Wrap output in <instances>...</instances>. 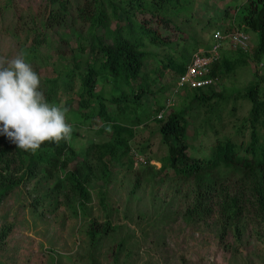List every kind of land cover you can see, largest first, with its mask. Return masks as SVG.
I'll return each instance as SVG.
<instances>
[{
    "label": "rangeland",
    "instance_id": "obj_1",
    "mask_svg": "<svg viewBox=\"0 0 264 264\" xmlns=\"http://www.w3.org/2000/svg\"><path fill=\"white\" fill-rule=\"evenodd\" d=\"M190 1L189 17L184 13L172 15L185 37L174 43L173 48L153 45L147 48L150 56L137 84L146 82L152 92L131 115L133 121L144 120L142 125L134 126L136 134L129 142L132 154L138 155V159L133 161L132 154L125 160L107 157L110 177L104 178L98 171L100 156L94 149L93 154L90 151L94 144L108 141L112 132L101 130L99 117L84 120L74 111L80 79L76 78L50 97L44 84L47 78L63 74L65 68H74L72 50L77 38L70 30L45 27L51 8L48 0H0V56L13 58L33 46L35 37L28 30L30 27L48 39L39 48L40 59H25L39 74L47 101L69 109L66 122L73 131L67 142L75 154L67 151L60 160L54 158L58 164L53 160L51 164L38 166L33 179L22 181L6 194L1 192L9 180H19L22 176L21 158L15 149L9 158L10 170L3 168L1 172L0 166V264H264V228L258 221L254 197L241 171L235 176L224 172L210 174L211 180L200 184L193 178H177L171 171H161V160L168 155V147L163 144L159 129L172 110L176 113L187 107L192 117L188 130L189 156H209L215 131H223V125L225 133L235 125L245 129L243 123L250 115L252 104L244 95L256 75L264 74V57L260 62L253 58L257 39L247 31L251 38L250 64L222 76L214 87L207 89L217 96L210 100V108L199 110L189 103L186 106V92L174 91L175 72L161 68V64L169 62V58L180 61L184 54L190 56L204 50L212 42L215 30L231 33L240 29L237 25L240 26L242 6L247 2L235 0L237 9H229L227 0ZM222 51L237 52L228 41ZM98 88L110 93L113 86L99 78ZM171 94L174 107L166 109ZM221 106L227 107L219 114L223 124H216L212 132L207 120L214 118V112ZM161 107L165 108L164 116H156ZM156 118L163 122L157 123ZM0 138L4 139H0V151H10L4 143L8 138L4 135ZM76 155L86 158L89 165L86 185L90 197L82 208L78 195L66 180V172L77 165ZM137 160L147 163L137 165ZM219 177L222 181L216 185L214 181ZM225 186L233 196H243L241 229L229 226L224 229L220 222L225 219L219 212V202L226 197L217 196ZM199 199L202 201L197 205ZM195 212L197 215L193 216ZM93 223L110 226L95 242L89 236Z\"/></svg>",
    "mask_w": 264,
    "mask_h": 264
},
{
    "label": "trees",
    "instance_id": "obj_2",
    "mask_svg": "<svg viewBox=\"0 0 264 264\" xmlns=\"http://www.w3.org/2000/svg\"><path fill=\"white\" fill-rule=\"evenodd\" d=\"M48 1H50L51 8L48 20L45 21V27L70 30L71 35L77 38L76 46L72 50L74 68L67 67L64 69V73L57 78L44 80L48 96L56 95L61 87L72 83L76 78L80 79L79 99L74 111L84 120H93L99 117L102 120L101 130L112 132V137L108 141L94 144L90 151L93 154L94 149L96 155L100 156L98 171L104 178H109L110 169L105 159L107 157L116 160L127 159L129 154L133 153L129 142L136 134L134 126L144 123V120H131V115L140 106L142 99L152 92L146 82L137 84L144 63L150 56L147 48L150 45L173 48L174 43L185 37L181 25L175 22L172 15L184 13L186 17H189L191 1ZM227 1L221 0V2H226L229 9H237L234 6L235 0ZM34 25L33 27L37 29ZM237 26L240 29L234 30L248 36V32L254 33L257 45L253 51V58L260 62L264 57V0H247L242 6L240 26ZM28 30L33 33L35 40L33 46L25 48V58L27 60L40 59L39 48L45 45L48 39L43 37V34L33 32L32 27ZM71 35L65 32V36L72 40ZM211 44L212 42L203 49L209 50ZM235 50L237 52L232 54L226 53V51L221 52V59L213 69L214 78L219 79L222 76L230 75L238 68L250 64L249 51L245 53L239 48H235ZM197 52L199 50L195 53ZM195 53L190 56L184 54L180 61L169 58V62L161 64V68L171 69L178 79L186 72L187 64ZM256 76L255 82L248 87L244 95V99L249 100L252 104L250 115L243 123L245 129L235 125L227 133L224 132L226 128L224 125L222 126L223 118L220 115L227 109L225 106H221L217 112H214V118H208L207 126H210L212 132L217 127L216 124L224 129L214 132L217 135L209 156L199 158L189 156L188 130L192 117L189 115L187 107L176 113L172 110L168 115L169 119L159 129L163 144L168 147V155L161 160V171H171L177 178H193L197 184L207 179L211 180L210 174L224 172L230 174L228 176H235L241 171L244 179L248 181L246 187L254 197L258 221L264 228V74L258 73ZM99 78L112 84L113 88L110 93L99 90ZM205 89L185 88L179 93L186 92V106L189 103L201 110L210 108V100L217 97L210 91L207 92V88ZM221 97L225 99L223 96ZM228 100L226 98V101ZM165 108L167 109V107ZM165 108H159L156 116ZM156 121L157 123L163 122L157 118ZM246 129L249 131L248 134H246ZM223 132L225 134L220 137L219 135H222ZM4 143L6 144L5 148H9L10 151L5 149L0 151L1 172L4 169L5 171L10 170L9 167L12 163L9 162L11 161L9 158L14 149L21 158L20 163L23 168L21 178L9 180L10 183L5 189H2L1 193L5 194L19 187L22 181L33 179L35 171H38V166L51 164L55 159L60 160L67 151L74 154L69 143L63 140L59 143L45 141L41 149L35 153L17 149L9 139ZM57 160L55 162L58 164ZM75 160L77 165L74 170L66 172V180L78 195L82 208L90 197V191L86 185L89 177L87 166L89 165L86 158L79 155H76ZM132 160L134 161L133 154ZM64 168H68V161L64 163ZM82 168H86V171H83ZM9 175L13 178L12 172H9ZM220 178L214 181V183L217 182L216 185L222 181ZM221 196L226 197L219 202V212L225 219V222L220 221L223 228L226 229L229 226L235 230L241 229L239 217L242 211L243 196H233L228 186L223 187L217 197ZM201 201L199 199L197 205ZM194 215L197 213H193ZM109 227L108 224L104 227L98 223L91 224L89 232L91 241L95 242L98 236L107 233Z\"/></svg>",
    "mask_w": 264,
    "mask_h": 264
},
{
    "label": "clouds",
    "instance_id": "obj_3",
    "mask_svg": "<svg viewBox=\"0 0 264 264\" xmlns=\"http://www.w3.org/2000/svg\"><path fill=\"white\" fill-rule=\"evenodd\" d=\"M40 86L39 74L26 61L24 53L13 58L0 56V135L6 136L17 149L33 153L40 150L45 141H70L73 131L72 125L66 122L69 109L51 105ZM173 105L168 106V101L166 103L167 109ZM161 115L164 116V111ZM133 155L136 161L138 155ZM141 161L137 160L136 164L147 163Z\"/></svg>",
    "mask_w": 264,
    "mask_h": 264
},
{
    "label": "built area",
    "instance_id": "obj_4",
    "mask_svg": "<svg viewBox=\"0 0 264 264\" xmlns=\"http://www.w3.org/2000/svg\"><path fill=\"white\" fill-rule=\"evenodd\" d=\"M230 42L235 48L248 51L250 49V38L243 32H233L226 35L222 30L213 33L212 44L209 50L199 51L193 55L186 72L177 80L175 93L189 88H210L217 83L213 77V69L221 59L222 47L225 42ZM173 105V96L168 100V106ZM162 117V115H161Z\"/></svg>",
    "mask_w": 264,
    "mask_h": 264
}]
</instances>
